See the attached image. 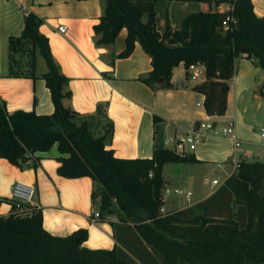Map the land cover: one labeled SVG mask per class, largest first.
<instances>
[{
    "label": "trees",
    "instance_id": "obj_1",
    "mask_svg": "<svg viewBox=\"0 0 264 264\" xmlns=\"http://www.w3.org/2000/svg\"><path fill=\"white\" fill-rule=\"evenodd\" d=\"M158 1H203L208 7L187 13L175 29L164 26L159 31L154 8ZM225 1L102 0V11L92 25L93 43L110 44L124 28V44L115 56L126 57L137 41L150 57V68L136 79L151 89L171 87V68L178 62L184 67L200 62L203 78L191 88L203 95L206 114L219 115L226 107L234 59L241 53L253 56L264 70V15L253 12L250 0H229L228 10H211L212 3L216 7ZM41 22L26 11L19 34L8 36V75L35 76V56L40 55L46 67L40 76L52 111H6L0 102V157L22 167L35 151L55 144L56 172L64 177L86 175L94 188L97 185L90 199L100 216H114L108 222L117 243L111 248L87 247L82 244L85 227L53 235L43 228L39 207L25 203L19 213L9 199L10 212L0 214V264H264V162L240 160L193 207L160 212L162 165L197 159L163 145L160 117L155 114L151 156H114L105 147L112 133L106 102H98L90 113H79L64 102L70 96L67 78L38 29ZM97 128L101 130L95 135Z\"/></svg>",
    "mask_w": 264,
    "mask_h": 264
},
{
    "label": "crops",
    "instance_id": "obj_2",
    "mask_svg": "<svg viewBox=\"0 0 264 264\" xmlns=\"http://www.w3.org/2000/svg\"><path fill=\"white\" fill-rule=\"evenodd\" d=\"M250 1L253 12L264 15V0ZM207 7L203 1H158L154 6L156 27L159 31L164 26L175 29L187 13ZM215 9L228 10L229 3L221 2ZM26 11L41 18L38 29L46 36L52 58L67 78L70 96L64 102L79 113H90L98 102H106L112 133L105 147L111 148L114 156H151L153 114L160 117L163 140L171 137L177 127L200 120H209L216 127L232 124L239 140L237 147L233 148L225 137L208 135L192 151L184 152L192 153L196 161L162 165L163 187L169 189L161 203L165 211L191 207L206 198L223 182L233 161L264 162V136H260L264 128V70L246 60L235 66L236 59L247 57L241 53L234 60L232 76L227 79L224 112L206 114L203 95L191 88L202 78L188 81L181 61L171 68V87L151 89L136 79L139 73L150 68V57L137 41L126 57L115 56L124 44V28L110 44L93 43L92 25L102 11V0H0V102L6 111L32 109L38 114L52 111L49 91L40 76L46 68L40 55L35 56V76L8 75V36L19 34ZM59 25L65 27L63 32L58 30ZM255 124L258 131L254 129ZM58 154L53 144L48 150L35 151L33 158L22 167L0 157V214L10 212V185L15 181L26 183L33 188L29 204L40 208L46 231L65 235L77 227H85L87 236L83 245L111 248L117 242L108 219L114 220V216L98 214L90 219L98 211L90 199L94 183L86 175H59L56 172ZM168 166L170 172L166 169ZM207 176L210 180L216 178L218 183L211 184L209 180L204 188L202 184ZM173 186L189 190L190 202L186 203L183 195L174 194ZM239 216L243 222L244 215L239 213Z\"/></svg>",
    "mask_w": 264,
    "mask_h": 264
},
{
    "label": "built area",
    "instance_id": "obj_3",
    "mask_svg": "<svg viewBox=\"0 0 264 264\" xmlns=\"http://www.w3.org/2000/svg\"><path fill=\"white\" fill-rule=\"evenodd\" d=\"M226 2L229 3L230 8V2L227 0ZM229 18L228 15L225 16L224 20L221 21V24L223 27L226 25V20ZM58 30L60 32H63L65 27L63 25H59ZM185 74L190 80H200V78H203L204 71H203V65L200 62H193L189 63L184 67ZM222 136L230 140L231 145L233 148L237 147L239 145V140L236 137L234 133V129L232 124H227L223 126L216 127L213 122L209 120H200L196 123H191L190 125L177 127L173 135L171 137L165 138L163 140V145L170 148L176 153L183 154L185 151H192L196 145L197 142L201 141L206 136ZM260 136H264V128H261ZM167 144H170L171 146H167ZM218 165V163H216ZM238 165V161H233L231 170L226 173L225 177H227L231 172L235 170V168ZM211 184H217L218 181L216 178H212L210 180ZM33 188L26 183H22L19 181H15L10 185V191H9V199L14 204L15 208L19 211V213H22V205L25 203L30 202L31 194H32ZM169 191L168 188L162 187L161 189V199L163 200V196L165 193ZM171 191L176 195H183L185 202H190V191L189 190H183L179 186H173L171 188ZM158 210L160 212H164L162 205L160 204L158 207ZM98 216V212L94 211L92 213L91 220L94 219V217Z\"/></svg>",
    "mask_w": 264,
    "mask_h": 264
},
{
    "label": "rangeland",
    "instance_id": "obj_4",
    "mask_svg": "<svg viewBox=\"0 0 264 264\" xmlns=\"http://www.w3.org/2000/svg\"><path fill=\"white\" fill-rule=\"evenodd\" d=\"M238 57V56H237ZM236 57V58H237ZM235 58V59H236ZM234 59V60H235ZM248 61V62H253V63H256L255 62V58L253 57V56H250V57H246V58H243V59H241V58H239V59H236V62H235V66H237L238 64H242V62H244V61ZM241 61V62H240ZM238 67V66H237ZM187 78V80L188 81H197V80H190L188 77H186ZM256 121H259V119H257ZM254 129H256V131H258V125L257 124H255V126H254ZM101 130V128H97V129H93V133L94 134H96V133H98L99 131ZM167 146H171L170 144H167ZM173 163H171V164H167V165H172ZM162 169V168H161ZM166 169H168L169 170V166L168 167H166ZM168 170H167V172H168ZM169 172H170V170H169ZM162 176V175H161ZM163 179V178H162ZM209 180H210V177L209 176H207V178H204V180H203V184H202V186L204 187V188H206L207 186H208V184H209ZM165 181H166V183L168 184L169 183V180H168V178H166L165 179ZM163 185H164V180H163ZM95 190H97V185L95 184V188H94ZM193 207V206H192Z\"/></svg>",
    "mask_w": 264,
    "mask_h": 264
},
{
    "label": "water",
    "instance_id": "obj_5",
    "mask_svg": "<svg viewBox=\"0 0 264 264\" xmlns=\"http://www.w3.org/2000/svg\"><path fill=\"white\" fill-rule=\"evenodd\" d=\"M215 9V6H214V4L212 3L211 4V10L213 11Z\"/></svg>",
    "mask_w": 264,
    "mask_h": 264
}]
</instances>
